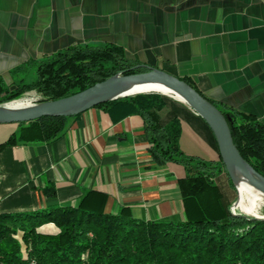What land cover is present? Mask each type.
I'll use <instances>...</instances> for the list:
<instances>
[{
	"label": "crops",
	"instance_id": "0c3cea01",
	"mask_svg": "<svg viewBox=\"0 0 264 264\" xmlns=\"http://www.w3.org/2000/svg\"><path fill=\"white\" fill-rule=\"evenodd\" d=\"M80 45L119 47L129 59L189 80L219 110L264 124V0H0V97L34 62ZM122 112L98 107L69 117L52 142L14 144L17 124H0V215L74 207L95 191L106 196L105 212L184 220V168L157 167L143 119ZM153 118L159 126L179 121L186 156L220 160L212 131L182 102L165 99ZM50 186L55 198L43 193ZM37 231L59 232L52 223Z\"/></svg>",
	"mask_w": 264,
	"mask_h": 264
},
{
	"label": "trees",
	"instance_id": "16d2710c",
	"mask_svg": "<svg viewBox=\"0 0 264 264\" xmlns=\"http://www.w3.org/2000/svg\"><path fill=\"white\" fill-rule=\"evenodd\" d=\"M33 65V78L5 91L0 103L28 91L39 94V102L56 101L115 75L143 73L149 68L127 58L114 45L74 46ZM184 81L201 94L192 82ZM164 105L162 95L139 94L95 108L118 106L123 109L122 116H140L154 164L162 167L172 162L184 168L186 175L179 181L186 206L184 220H138L125 208L116 214L105 212L106 196L87 191L74 207L0 215V264H264V220L232 215L235 189L221 160L186 156L179 147V121L159 126L153 118V112ZM220 111L231 118L228 124L240 155L264 176V124L250 116ZM68 118L43 117L19 123L10 142H52ZM43 193L55 198L52 186ZM47 223L54 224L58 234L37 231Z\"/></svg>",
	"mask_w": 264,
	"mask_h": 264
},
{
	"label": "water",
	"instance_id": "95a60500",
	"mask_svg": "<svg viewBox=\"0 0 264 264\" xmlns=\"http://www.w3.org/2000/svg\"><path fill=\"white\" fill-rule=\"evenodd\" d=\"M153 84L165 86L182 97L184 100L182 103L207 124L216 140L222 165L235 188L236 177L240 176L264 196V176L257 173L243 159L233 143V132L228 124L231 118L223 115L212 102L190 87L184 80L159 69L148 68V71L143 73L115 75L69 97L56 101L39 102L21 109L13 110L6 108V104L0 105V124L28 123L43 117H73L109 101L139 94L166 96L151 90H135L138 86ZM233 208L234 205L231 208L232 215L264 220V218L236 213Z\"/></svg>",
	"mask_w": 264,
	"mask_h": 264
},
{
	"label": "bare ground",
	"instance_id": "6f19581e",
	"mask_svg": "<svg viewBox=\"0 0 264 264\" xmlns=\"http://www.w3.org/2000/svg\"><path fill=\"white\" fill-rule=\"evenodd\" d=\"M135 90H151L153 92L162 93L177 101L184 102L182 97L172 92L167 87L158 84L138 86L135 88ZM31 101L32 100L30 98H25L16 102L14 101V103L11 102L12 104L8 103L10 105L6 104L5 107L13 110L21 109L31 105ZM236 188L238 191V199L236 209L233 208V211L236 213L245 214L249 217L264 218V214H262V208H264V196H262L258 190L250 185L246 179L240 176L236 177Z\"/></svg>",
	"mask_w": 264,
	"mask_h": 264
},
{
	"label": "rangeland",
	"instance_id": "374dc122",
	"mask_svg": "<svg viewBox=\"0 0 264 264\" xmlns=\"http://www.w3.org/2000/svg\"><path fill=\"white\" fill-rule=\"evenodd\" d=\"M33 78V72L31 73H28L26 75V81H29ZM28 94V95H27ZM26 95V96H25ZM30 96V97H29ZM165 99H168L170 97L168 96H164ZM168 97V98H167ZM25 98H30L32 101L31 103L32 104H36V103H39L40 99H41V96L39 94H37L35 91H28V92H25L24 94H22L19 98L17 99H14V100H10V101H7V102H3V103H0V105H4V104H8L10 102H13L14 101H18V100H22V99H25ZM12 104V103H11ZM10 105V104H8ZM6 106V105H5ZM234 185V184H233ZM234 189H235V199L233 200V202L231 203V206H230V211H231V208L233 207V205L235 204L234 208L236 209V205H237V199H238V193L236 191V188L234 186ZM240 199V197H239ZM262 214H264V208H262ZM19 240H20V235L18 236ZM21 242V241H20ZM22 251H24V248H22ZM25 252H23V255H24Z\"/></svg>",
	"mask_w": 264,
	"mask_h": 264
}]
</instances>
